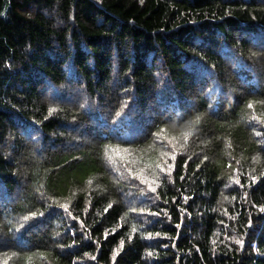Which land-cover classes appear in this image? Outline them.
Wrapping results in <instances>:
<instances>
[{
	"label": "trees",
	"instance_id": "obj_1",
	"mask_svg": "<svg viewBox=\"0 0 264 264\" xmlns=\"http://www.w3.org/2000/svg\"><path fill=\"white\" fill-rule=\"evenodd\" d=\"M0 264H264V0H0Z\"/></svg>",
	"mask_w": 264,
	"mask_h": 264
},
{
	"label": "bare ground",
	"instance_id": "obj_2",
	"mask_svg": "<svg viewBox=\"0 0 264 264\" xmlns=\"http://www.w3.org/2000/svg\"><path fill=\"white\" fill-rule=\"evenodd\" d=\"M187 54V53H186ZM189 54V53H188ZM185 56V55H184ZM191 57V56H190ZM180 59V58H179ZM191 59V58H190ZM185 60V59H184ZM189 61V60H188ZM191 62V61H190ZM185 65V64H184ZM181 66V65H180ZM183 66V65H182ZM186 67V66H185ZM176 68V67H175ZM172 70V69H171ZM42 137V136H41ZM40 139V138H39ZM41 143V142H40ZM40 146V145H39Z\"/></svg>",
	"mask_w": 264,
	"mask_h": 264
},
{
	"label": "snow or ice",
	"instance_id": "obj_3",
	"mask_svg": "<svg viewBox=\"0 0 264 264\" xmlns=\"http://www.w3.org/2000/svg\"><path fill=\"white\" fill-rule=\"evenodd\" d=\"M24 219H25V220H27V219H28V217H25ZM238 242H239V241H238Z\"/></svg>",
	"mask_w": 264,
	"mask_h": 264
}]
</instances>
